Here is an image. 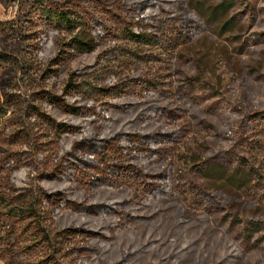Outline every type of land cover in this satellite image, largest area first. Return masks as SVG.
<instances>
[{
    "label": "rangeland",
    "instance_id": "1",
    "mask_svg": "<svg viewBox=\"0 0 264 264\" xmlns=\"http://www.w3.org/2000/svg\"><path fill=\"white\" fill-rule=\"evenodd\" d=\"M220 1L0 0V264H264V0ZM133 131L119 175L72 146Z\"/></svg>",
    "mask_w": 264,
    "mask_h": 264
},
{
    "label": "trees",
    "instance_id": "2",
    "mask_svg": "<svg viewBox=\"0 0 264 264\" xmlns=\"http://www.w3.org/2000/svg\"><path fill=\"white\" fill-rule=\"evenodd\" d=\"M233 1L234 0H221L220 3L217 5V8H222V10H224ZM147 5L148 4L145 3L144 1V2H141L140 6H137V8H135L137 17L135 20L131 21L130 23L131 28L128 29L130 34L137 39L143 38L145 34L141 32H134L133 29L135 30L137 29V27L135 26L138 23L141 24L140 26L144 25L143 23H141L142 22L141 14L147 11V8H148ZM57 16L58 18L60 17L64 19L66 24L69 23V20L67 19V17L63 15V13L60 12ZM232 19L233 17H231L230 20ZM186 35L185 34L181 35L183 41L188 40L191 37L192 33H190L187 36ZM75 42L82 45V42L78 39H76ZM55 102L58 108H60L61 110L65 112L75 114L81 111V106H75V105L68 104L65 98H57ZM84 113L87 114L86 111H84ZM170 136L171 134L167 132H159V131L157 132H142V131L123 132V133L117 134L114 137L116 139H121V144L119 146L110 145L109 137L107 138L94 137V138H88V139L82 138L80 140H74L72 143V146L75 150L81 151L85 157H92V154L98 155L100 162L105 165V168H106L105 172L107 174L115 173L119 175L126 168V165L124 163V152L120 149V146L122 148H126L128 152L132 154L133 156H137V157L143 156L144 157L154 152V145L156 143L168 141L170 140L169 139ZM81 161L86 163V160L81 159ZM224 164L225 163H221V165H218V166L216 165V167L212 169V172L217 173V174L218 173L220 174V172L224 173V178L227 179L226 180L227 182H230L232 184L235 183L237 185L239 184V186L243 184L245 181H247L246 180L247 177H245L244 174L240 175L235 172L229 175V173L226 170H224V168L223 169L221 168V166H223ZM101 182L102 183L105 182V179H102ZM45 195H46L45 196L46 198L51 199L49 200L50 202L53 200V202H55L56 204L60 199H62L60 195L55 197L54 193H45ZM52 196H54V198H52ZM22 213L23 212H16L14 216L16 218H19V216H21ZM25 215L27 216V213L24 214V216ZM27 225H28L27 222L23 223L21 225V228H26ZM0 227H1L0 230L3 231L4 234L8 236V238L10 239L14 238L15 232H13V235H12L11 227L6 225L5 221H3V223L0 224ZM67 230L74 231V229L72 230L69 228ZM74 232H77L78 234L82 235L84 233H88L89 231L80 228V229H75ZM35 250H38V252H42L44 256L48 257V254H46V251L40 246L36 247L35 249L31 248L30 251H28V253L31 254L35 252ZM24 264H53V263L47 262L44 260L35 259V258H30Z\"/></svg>",
    "mask_w": 264,
    "mask_h": 264
}]
</instances>
